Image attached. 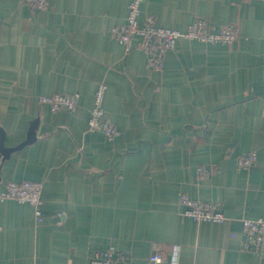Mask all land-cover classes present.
I'll return each mask as SVG.
<instances>
[{"label":"crops","instance_id":"crops-1","mask_svg":"<svg viewBox=\"0 0 264 264\" xmlns=\"http://www.w3.org/2000/svg\"><path fill=\"white\" fill-rule=\"evenodd\" d=\"M132 1L51 0L39 11L0 0L5 146L38 121L31 144L0 151V195L9 182L44 185L41 223L31 205L0 196V264H88L111 249L131 264H264L243 226L264 219V0H144L141 20L165 28L239 26L232 47L180 38L161 72L112 34ZM101 84L114 140L89 128ZM63 93L82 108L39 101ZM251 153L256 162L240 167ZM182 194L219 204L225 221L185 216ZM157 251L166 257L152 263Z\"/></svg>","mask_w":264,"mask_h":264},{"label":"built area","instance_id":"built-area-1","mask_svg":"<svg viewBox=\"0 0 264 264\" xmlns=\"http://www.w3.org/2000/svg\"><path fill=\"white\" fill-rule=\"evenodd\" d=\"M50 1L22 0L26 6L41 11L48 10ZM143 1L133 0L131 2L126 23L114 27L112 34L124 46L126 52L141 48L147 56L149 67L156 72L163 71L166 54L175 49L180 38L204 44H224L229 47L234 46L240 38L238 24L226 26L219 33H212L204 19L195 21L186 32L161 27L151 15H147L142 21L141 5ZM106 90V85L101 84L96 91L89 128L91 131H102L110 140H114L120 132L106 117L104 107ZM39 101L43 105H48L53 112L76 113L82 108L81 96L78 93L42 96ZM255 162L256 154L251 153L239 159V166L249 168ZM203 172L207 173V171ZM43 188L42 182H9L6 190L0 196L1 199L15 200L19 203L31 205L35 209L36 221L41 223L43 217L40 206ZM180 204L186 208L184 215L196 221L222 223L226 219L224 215L217 212L219 204L216 203L192 200L188 195L182 194ZM243 226L247 237L246 248L255 250L257 254L261 253L264 246V219L244 220ZM165 257V251H157L150 260L152 263H160ZM200 258L199 264H210L212 261L207 255H201ZM88 264H131V262L123 253L111 249L96 255Z\"/></svg>","mask_w":264,"mask_h":264},{"label":"water","instance_id":"water-1","mask_svg":"<svg viewBox=\"0 0 264 264\" xmlns=\"http://www.w3.org/2000/svg\"><path fill=\"white\" fill-rule=\"evenodd\" d=\"M37 126H38V121L37 120L33 121L28 131L26 140L20 143L19 145H17L16 147H12V148L5 146L6 133L2 128H0V151L4 155V157L8 158L13 152L20 150L23 147L31 144L36 139Z\"/></svg>","mask_w":264,"mask_h":264},{"label":"trees","instance_id":"trees-1","mask_svg":"<svg viewBox=\"0 0 264 264\" xmlns=\"http://www.w3.org/2000/svg\"><path fill=\"white\" fill-rule=\"evenodd\" d=\"M50 4H51V1H50ZM25 5V4H24ZM28 7V6H27ZM50 7V6H49ZM28 8H30V7H28ZM30 9H32V8H30ZM33 10H37V9H33ZM39 11H41V10H39Z\"/></svg>","mask_w":264,"mask_h":264},{"label":"rangeland","instance_id":"rangeland-1","mask_svg":"<svg viewBox=\"0 0 264 264\" xmlns=\"http://www.w3.org/2000/svg\"><path fill=\"white\" fill-rule=\"evenodd\" d=\"M131 4V3H130ZM162 27V26H161ZM165 28V27H164ZM169 29V28H168Z\"/></svg>","mask_w":264,"mask_h":264}]
</instances>
